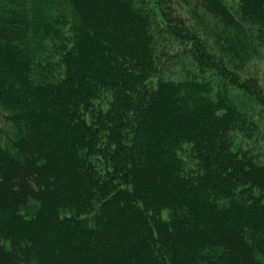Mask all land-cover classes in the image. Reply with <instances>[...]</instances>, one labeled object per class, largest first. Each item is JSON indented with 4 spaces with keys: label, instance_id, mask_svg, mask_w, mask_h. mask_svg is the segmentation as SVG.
Segmentation results:
<instances>
[{
    "label": "trees",
    "instance_id": "16d2710c",
    "mask_svg": "<svg viewBox=\"0 0 264 264\" xmlns=\"http://www.w3.org/2000/svg\"><path fill=\"white\" fill-rule=\"evenodd\" d=\"M180 1L0 2V264H264V0Z\"/></svg>",
    "mask_w": 264,
    "mask_h": 264
},
{
    "label": "rangeland",
    "instance_id": "374dc122",
    "mask_svg": "<svg viewBox=\"0 0 264 264\" xmlns=\"http://www.w3.org/2000/svg\"><path fill=\"white\" fill-rule=\"evenodd\" d=\"M174 1H177V0H174ZM178 1H179V6H184L183 2H181L180 0H178ZM0 2H3V0H0ZM25 2H26L25 7L27 10L30 11L31 17L35 16L37 14V12L48 11L50 6H51V3H54L55 7H57V8L54 7L56 12L50 11V13L45 16L46 22H48L50 24L49 26L51 27L50 32H52V37H51L52 39L48 38L44 42V44H52V43L48 42L50 40H54L55 41L54 43L61 44L62 37L61 36L55 37L54 34H55V30H59L61 32H64L65 26H56L52 23H59L62 20H64L66 17H69L70 19L72 18L71 13L68 11V7L64 4L63 0H25ZM186 8H191V4H187V6H185L184 9H186ZM201 16H203V14H201V13L197 14L196 17L199 20L196 19L195 22H197L202 27H205L206 23L204 21H201ZM44 33H46V31ZM257 68H258V66H257ZM259 75L261 76V78H264V69L263 68L259 71Z\"/></svg>",
    "mask_w": 264,
    "mask_h": 264
}]
</instances>
